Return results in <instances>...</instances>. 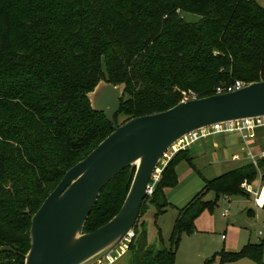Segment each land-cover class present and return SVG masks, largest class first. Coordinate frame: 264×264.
<instances>
[{
  "label": "trees",
  "instance_id": "1",
  "mask_svg": "<svg viewBox=\"0 0 264 264\" xmlns=\"http://www.w3.org/2000/svg\"><path fill=\"white\" fill-rule=\"evenodd\" d=\"M102 80L126 84L118 125L120 117L123 124L173 108L183 92L203 98L236 80L264 81V7L256 0H0V247L14 250L0 254V264H25L32 216L114 131L88 98ZM183 161L201 174L189 149L179 151L151 196L159 215L170 207L165 189L178 185ZM134 173L125 169L101 191L85 233L119 213ZM259 177L264 182V158L204 178L178 209L169 248L147 246L137 222L131 264H177L181 238L197 232L196 219L221 197L249 198L243 184ZM217 255L220 264H264V240Z\"/></svg>",
  "mask_w": 264,
  "mask_h": 264
},
{
  "label": "water",
  "instance_id": "2",
  "mask_svg": "<svg viewBox=\"0 0 264 264\" xmlns=\"http://www.w3.org/2000/svg\"><path fill=\"white\" fill-rule=\"evenodd\" d=\"M126 84L104 80L88 94L92 109L114 131L86 158L69 169L32 216L31 248L25 264H96L118 249L138 222L145 225L147 246L163 250L158 209L148 192L151 178L170 148L189 133L215 124L264 117V81L241 90L180 101L173 108L118 125ZM135 171L126 200L107 224L92 233L85 225L101 191L122 171ZM147 211L141 216L142 207ZM14 252L0 247V254Z\"/></svg>",
  "mask_w": 264,
  "mask_h": 264
},
{
  "label": "rangeland",
  "instance_id": "3",
  "mask_svg": "<svg viewBox=\"0 0 264 264\" xmlns=\"http://www.w3.org/2000/svg\"><path fill=\"white\" fill-rule=\"evenodd\" d=\"M264 7V0L257 1ZM188 21L198 20V16L185 14ZM123 119L119 118L121 125ZM243 139L237 135H216L207 139L200 140L193 147L189 148V153L193 156L195 165L201 174H198L187 162H181L178 167L179 184L173 188V194H178L187 190L190 185L197 188L203 187L204 178L213 179L233 168L249 162L243 158ZM256 153L264 150V129L256 134L253 143ZM239 155L240 160H234L233 157ZM167 160L164 157L163 161ZM163 163L159 166L161 168ZM261 175V173H260ZM261 180V182H259ZM189 186V187H188ZM253 191L264 192V182L259 177L252 185ZM214 193H209L206 200H213ZM264 203L256 204V196L250 194L249 198L243 196L231 197L225 200L223 197L219 199L218 206L213 212L204 211L195 221L197 232L192 234H184L179 244L176 255L177 264H205L206 261L214 259L212 264H220L217 253L223 250L229 252L240 251L247 243H258L264 240V235L260 236V232L264 233ZM225 210L229 211L227 217L223 215ZM168 211V212H167ZM157 217L158 227L161 230L163 247L169 248V238L178 211L170 208ZM225 236V239L222 238ZM123 248L127 251L123 252ZM128 243L125 242L120 248L116 249L112 255L119 257L117 262L112 264H122L130 258ZM132 254V253H131ZM132 258V257H131ZM264 260V256H263ZM101 262L99 264H106ZM229 264H258L249 259H243L236 263Z\"/></svg>",
  "mask_w": 264,
  "mask_h": 264
},
{
  "label": "built area",
  "instance_id": "4",
  "mask_svg": "<svg viewBox=\"0 0 264 264\" xmlns=\"http://www.w3.org/2000/svg\"><path fill=\"white\" fill-rule=\"evenodd\" d=\"M247 85H249V84H246L245 82H243L241 80H236L232 84L218 86L216 88L215 95L232 93V92L241 90L242 88L246 87ZM194 99H198V95L196 93H194V92H183L182 93L181 101L186 102V101L194 100ZM261 129H264V117L245 119V120L235 121V122L219 123V124H215L213 126H210V127H207V128H204V129L194 131L192 133L187 134L186 136H184L183 138L178 140V142H176V144H174L170 148L168 153L165 155V157H167V160H164V162H162L163 161L162 160L160 162L159 166L161 165V163H163V166L161 168H159V166H158V168L156 169L153 177L151 178V182L149 184L148 192L151 195L153 194L155 186L161 180V175H162L164 168L167 166L169 161L179 151L187 150V149L193 147L200 140L207 139L210 137H214V136L220 135V134L228 135V136L229 135H237L241 139H243L241 142V144H243L242 145L244 148L243 152L245 155L243 158H245L249 161L247 163H252V164L257 166L258 162L262 158H264V150L260 151V153L258 154V153H256L254 145L250 144V143L254 142V140L256 138V134ZM233 159L236 161V160H240L241 158L239 157V155H236L233 157ZM251 185L252 184L244 183L243 189H245V191L247 193L255 195L256 196V204H257V206H260V205H258L257 198H258V195H259L261 190L259 192H255V191H253V188ZM225 200H228V199H225ZM262 207L264 208V204ZM228 214H229L228 210H225V212L223 213V215L225 217H227ZM263 235H264V233L261 231L260 236H263ZM134 238H135V232H134V230H132L128 234V236L125 239V241L123 242V244L125 242H127L128 248H129V246L132 243V241L134 240ZM222 238L225 239V236H222ZM126 251H127V249L123 248V252H126ZM112 253L108 254L104 259L97 262L96 264H99L101 262H107L106 264H112V263L116 262L119 257L118 256L114 257L112 255Z\"/></svg>",
  "mask_w": 264,
  "mask_h": 264
},
{
  "label": "crops",
  "instance_id": "5",
  "mask_svg": "<svg viewBox=\"0 0 264 264\" xmlns=\"http://www.w3.org/2000/svg\"><path fill=\"white\" fill-rule=\"evenodd\" d=\"M256 1H259V0H256ZM259 3V2H258ZM263 5H264V3H263ZM178 167V166H177ZM176 172H177V176H178V184H179V173H178V170H177V168H176ZM223 173H225V170L221 173V174H223ZM221 174H219V175H221ZM218 175V176H219ZM259 182H261V180H259ZM192 185V184H191ZM190 185V187L187 189V190H185V191H182V192H180V193H178V194H173V188H167V189H165V195H166V198H167V200H168V203L170 204V207L169 208H167V210H170V208H173L174 210H176V211H178V209L179 208H183L184 206H186L191 200H192V198L194 197V196H196L201 190H202V186L200 187V188H197V187H193V186H191ZM178 186V185H177ZM176 186V187H177ZM203 186H204V184H203ZM166 210V211H167ZM168 212V211H167ZM163 214H165V213H163ZM177 216H178V214H177ZM177 218V217H176ZM176 220V219H175ZM156 224H157V227H158V221L156 222ZM158 229H160L159 227H158ZM160 232H161V230H160ZM130 258L126 261V262H124V263H122V264H131V257H132V254L130 253ZM117 262V261H116Z\"/></svg>",
  "mask_w": 264,
  "mask_h": 264
},
{
  "label": "bare ground",
  "instance_id": "6",
  "mask_svg": "<svg viewBox=\"0 0 264 264\" xmlns=\"http://www.w3.org/2000/svg\"><path fill=\"white\" fill-rule=\"evenodd\" d=\"M257 201L260 203H264V192L263 193H259Z\"/></svg>",
  "mask_w": 264,
  "mask_h": 264
}]
</instances>
